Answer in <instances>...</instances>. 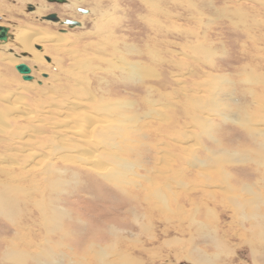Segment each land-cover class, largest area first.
Wrapping results in <instances>:
<instances>
[{"label": "rangeland", "instance_id": "374dc122", "mask_svg": "<svg viewBox=\"0 0 264 264\" xmlns=\"http://www.w3.org/2000/svg\"><path fill=\"white\" fill-rule=\"evenodd\" d=\"M51 11L80 24L41 19ZM0 15L59 38L33 43L39 61L0 42V264H264L251 138L264 127V0H0ZM91 151L100 172L81 162Z\"/></svg>", "mask_w": 264, "mask_h": 264}, {"label": "bare ground", "instance_id": "6f19581e", "mask_svg": "<svg viewBox=\"0 0 264 264\" xmlns=\"http://www.w3.org/2000/svg\"><path fill=\"white\" fill-rule=\"evenodd\" d=\"M69 2H71V1H69ZM74 3H75V1H74ZM193 10V9H192ZM112 12V11H111ZM233 13V12H232ZM101 14V13H100ZM64 19H58V22L59 21H63ZM77 21H79V20H77ZM80 22V21H79ZM16 29V28H15ZM13 33V38H14V40L17 42V46H20V48L22 49V50H25L29 55H31V58H33L34 60H36V61H39V60H42V58H43V54H42V50L41 49H38V50H36L35 48H33V43H35V42H40L41 40H45V38L46 39H49V41H53V43L54 44H59V38H58V36L56 35V37H51L50 35H49V37L48 36H45L44 34H40V33H38L36 30H34V29H32V28H29V27H25V26H20V27H18L17 28V30H16V32H12ZM12 38V39H13ZM4 42V41H3ZM50 43V42H49ZM56 46V45H55ZM204 46V45H203ZM3 57H5V56H3ZM123 65V64H122ZM122 65L120 66V67H122ZM128 67V66H127ZM124 71V70H123ZM132 73V72H131ZM256 74V73H255ZM214 75V74H213ZM212 76V75H211ZM217 76V75H216ZM216 76H214V77H216ZM83 78V77H82ZM82 78H81V80H82ZM88 78V77H87ZM263 78V77H262ZM28 80H31V79H28ZM80 80V79H79ZM215 80V79H214ZM216 80H218V78H216ZM213 81V80H212ZM251 81V80H250ZM87 82V81H86ZM214 84H216L217 83V81H214L213 82ZM53 85V84H52ZM263 88V87H262ZM82 91V90H81ZM208 91V90H207ZM83 92V91H82ZM84 93V92H83ZM257 93V92H256ZM211 95V94H210ZM12 96H13V94L11 95V96H7V100H8V103H9V107L10 106H12L15 110L17 109L16 108V106H17V104L16 103H14V102H12V100H13V98L15 97H13L12 98ZM184 96V95H183ZM209 97V99L211 100L208 104H210L211 106H212V108L213 109H217V107L220 105V104H222L220 107L221 108H224V107H226L227 106V104L226 103H220V98H218V96L217 95H215V98H213L212 96H208ZM12 99V100H11ZM229 100V99H228ZM263 101V100H262ZM197 104H199V103H197ZM209 105V106H210ZM239 105V104H238ZM210 106V107H211ZM257 106V105H256ZM170 107V106H169ZM175 109V108H174ZM189 109V108H188ZM187 109V110H188ZM213 109L211 110V111H213ZM228 109V108H227ZM226 109V110H227ZM25 112V111H24ZM23 112V113H24ZM252 112V111H251ZM18 113V112H17ZM219 113H221V114H223V118H226V117H228L229 116V110H228V112H225L224 110H223V112L222 111H220L219 110ZM19 114V113H18ZM22 114V113H21ZM29 114V113H28ZM213 114V113H212ZM240 114V113H239ZM20 115V114H19ZM83 117H84V114H81ZM88 116V117H94V115H92L90 112H88V113H85V116ZM29 116V115H28ZM243 116V115H242ZM27 117V116H26ZM32 117V116H31ZM97 117V116H96ZM29 118V117H28ZM27 118V120H31V119H28ZM246 118V117H245ZM244 118V116H243V119L244 120H241V122L243 123V122H246L247 120ZM33 119V118H32ZM192 119V118H191ZM252 119V118H251ZM3 120H4V117L2 116L1 117V119H0V124L2 123L3 124ZM95 120V119H94ZM260 120H262V119H260ZM32 121V120H31ZM31 121H29V122H31ZM85 121H87V120H85ZM28 122V121H27ZM100 123L101 122H99V121H94V122H89V125H91V126H89V128H87L86 130H84L83 128H78V129H74L73 130V132H78L79 134H80V136H81V138H82V135L81 134H83L84 133V131H87V132H92V130H94V129H96V128H99V127H97V126H99L100 125ZM197 123V122H196ZM86 125H88V124H86ZM39 128V127H38ZM251 128V127H250ZM262 128H264V127H259V129H261V130H263ZM110 129V128H109ZM258 129V130H259ZM114 130V129H113ZM261 130H259L258 132L256 131L255 133L254 132H252L251 133V138L252 139H254V141L257 143V148H259V150L258 151H260L261 153L263 152L264 153V131H261ZM64 131V130H63ZM112 131V130H111ZM260 131H261V133H260ZM86 133V132H85ZM87 135H83L84 137L83 138H87V137H89V139H90V134H88V133H86ZM107 134V136L105 137V139L106 140H108V139H110L111 138V133H106ZM252 135H258L257 137H258V139L259 140H256ZM92 136V135H91ZM97 136V135H96ZM97 138V137H96ZM112 138H113V136H112ZM62 138H60V140H61ZM252 139H251V141H252ZM87 140V139H86ZM60 142H62V141H60ZM64 142V141H63ZM36 143V142H35ZM40 145H42L41 143H39ZM63 144V143H62ZM32 145V144H31ZM33 145H35V144H33ZM32 145V146H33ZM38 145V144H37ZM255 145V144H254ZM57 146V145H56ZM105 146V145H104ZM21 147V146H20ZM59 148H62V149H64L62 146L60 147L59 146ZM18 149H19V147H18ZM90 152V151H89ZM42 153V152H41ZM108 153V152H107ZM16 154H18L19 155V153H16ZM82 154V160L83 161H81V162H83L84 164H86V162H89V166H91V168L92 169H94V168H96V169H94L95 171H98V172H100V170L99 169H102L103 168V166H101V163H97V161H99L100 162V160H99V158L98 157H96V154L94 153V151H91V153H87V152H82L81 153ZM62 155V154H61ZM79 155V154H78ZM216 156H218V154L216 155ZM114 157V156H113ZM214 157H215V154H214ZM45 158V157H44ZM77 158V157H76ZM78 158H80V157H78ZM15 159V158H14ZM40 159H42V156H41V158ZM61 159V158H60ZM63 159H67V158H64L63 157ZM62 159V160H63ZM115 159V158H114ZM216 159H218V158H216ZM36 160H38V158L36 159ZM44 160V159H43ZM4 161H6L5 159H4ZM15 161V160H14ZM39 161V160H38ZM206 162H208V161H206ZM211 162V161H210ZM10 164V163H9ZM118 164V163H117ZM87 166V165H86ZM25 167V166H24ZM33 167V166H32ZM37 167V166H36ZM29 168H31V167H29ZM35 168V167H34ZM26 169H28V168H26ZM201 169V168H200ZM113 169H110V179L111 180H113V179H116V181L118 180V176L120 175V172H119V170H118V168L116 169V170H114L115 172H114V174H112V171ZM219 170V169H218ZM30 172V171H29ZM120 178V177H119ZM108 179V178H107ZM109 179V180H110ZM12 181V180H11ZM171 181V180H170ZM177 182V181H176ZM13 183H14V181H13ZM47 185V184H46ZM179 185V184H178ZM51 187V186H50ZM164 187V186H163ZM245 188V187H244ZM243 188V189H244ZM248 189V188H247ZM24 190V189H23ZM22 190V191H23ZM30 190V189H29ZM1 191V190H0ZM29 193V192H28ZM248 193V192H247ZM250 193H251V191H250ZM244 196V195H243ZM5 200V197H4V195H2L1 196V193H0V202H3ZM257 202L258 200H257V196H255L254 194L251 196V197H249V199L247 200V202ZM263 201V200H262ZM10 202V201H9ZM9 202H5V203H9ZM248 205V204H247ZM234 206V205H233ZM44 213V212H43ZM46 217V216H45ZM264 221V220H263ZM53 223H55L54 221H52ZM58 223V222H57ZM256 225V224H255ZM260 229V228H259ZM251 235H253V234H251ZM253 238V237H252ZM252 240V239H251ZM257 245V244H256ZM260 245V244H259ZM262 245H264V244H262ZM12 246H14V245H12ZM252 247V246H251ZM257 247V246H256ZM258 248V247H257ZM262 249V248H261ZM51 250V249H50ZM264 250V249H263ZM16 251H14V253H15ZM50 252V251H49ZM261 253V252H260ZM192 256V255H191ZM204 256V255H203ZM204 258V257H203ZM206 258V257H205ZM262 258V257H261ZM196 260H198V259H196ZM206 260V259H205ZM210 260V259H209ZM212 261V260H211ZM206 262V261H205ZM208 264V263H207Z\"/></svg>", "mask_w": 264, "mask_h": 264}, {"label": "water", "instance_id": "95a60500", "mask_svg": "<svg viewBox=\"0 0 264 264\" xmlns=\"http://www.w3.org/2000/svg\"><path fill=\"white\" fill-rule=\"evenodd\" d=\"M48 1H56V2H64L66 0H48ZM36 5V4H35ZM35 5H31L30 3H27L28 10L34 9ZM77 10L80 12L88 13V8L83 7H76ZM41 19H47L52 21H58L60 19V16L55 11L48 12L41 16ZM60 23L67 24V25H79L80 22L73 18H64L63 21H59ZM61 31H65V28H60ZM12 31H10V28L6 24L0 23V42L8 40V38H13ZM37 47H40V45H36ZM25 54V53H23ZM48 58V57H47ZM15 69L21 73V77L23 79H32L33 76L30 74L31 68L30 66L21 61L14 65Z\"/></svg>", "mask_w": 264, "mask_h": 264}, {"label": "flooded vegetation", "instance_id": "af4514ba", "mask_svg": "<svg viewBox=\"0 0 264 264\" xmlns=\"http://www.w3.org/2000/svg\"><path fill=\"white\" fill-rule=\"evenodd\" d=\"M66 1H67V0H66ZM66 1H64V2H66ZM51 2H53V1H51ZM27 3H30V2L28 1V2H26V4H27ZM30 4H31V5H35V3H34V4L30 3ZM36 5H37V4H36ZM36 5H35V6H36ZM0 16H1V15H0ZM0 18H1V17H0Z\"/></svg>", "mask_w": 264, "mask_h": 264}]
</instances>
